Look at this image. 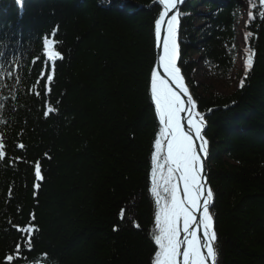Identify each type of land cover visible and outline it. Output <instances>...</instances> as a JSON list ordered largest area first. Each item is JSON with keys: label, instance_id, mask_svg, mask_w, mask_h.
<instances>
[{"label": "trees", "instance_id": "trees-1", "mask_svg": "<svg viewBox=\"0 0 264 264\" xmlns=\"http://www.w3.org/2000/svg\"><path fill=\"white\" fill-rule=\"evenodd\" d=\"M247 1L254 63L228 94L215 85L232 80L242 0L179 9L178 66L206 120L218 264H264V3ZM160 10L157 0H0V51L9 46L15 61L0 92V264H151L159 122L149 86ZM46 34L63 56L47 96L38 59ZM202 64L215 82L198 81ZM47 106L57 111L45 118ZM29 223L30 251L16 229Z\"/></svg>", "mask_w": 264, "mask_h": 264}, {"label": "snow or ice", "instance_id": "snow-or-ice-1", "mask_svg": "<svg viewBox=\"0 0 264 264\" xmlns=\"http://www.w3.org/2000/svg\"><path fill=\"white\" fill-rule=\"evenodd\" d=\"M20 2L17 0V3ZM182 2L159 0L162 10L154 20L155 46L159 52L150 72L149 92L155 117L159 121V132L151 154L150 192L155 201V227L151 235L155 248L151 264H218V237L210 210L214 193L207 183L204 164L209 147V141L203 135L206 120L198 111L197 102L190 94L178 66L181 17L178 6ZM260 2L264 3V0ZM58 30L57 25L52 35L55 36ZM250 35V32L245 34L246 41ZM54 45L55 40L48 39L46 34L42 45L43 56L38 58L44 63V69L39 73V83L44 86L45 96L51 92L56 61L63 59ZM254 55L249 49L243 65L245 78L253 67ZM44 57L52 62L51 72ZM33 67H36L35 63ZM239 86H244V79L240 80ZM55 111L57 109L54 107L47 106L43 115L47 118ZM17 146L25 148L23 143ZM4 158L5 144L0 141V160ZM22 159L15 158L17 161ZM34 178V188L38 189L39 182L44 179L40 161L35 162ZM32 219H35L34 214ZM16 229L22 234V240L26 237L25 243L30 251L33 226L31 223L24 227L17 225ZM118 230L116 226L113 227V231ZM16 254L22 255L19 242L16 244ZM7 260L11 262L13 256L9 254Z\"/></svg>", "mask_w": 264, "mask_h": 264}, {"label": "rangeland", "instance_id": "rangeland-1", "mask_svg": "<svg viewBox=\"0 0 264 264\" xmlns=\"http://www.w3.org/2000/svg\"><path fill=\"white\" fill-rule=\"evenodd\" d=\"M248 11V1L247 0H242V7H241V14H240V18L238 20L237 23V31H238V35H237V52H236V60H235V68L232 72V80L231 83H229L228 85H223V84H216V88L217 90L222 93V94H228L231 93L232 91L235 90L237 84L239 85L241 78L245 75L244 73V60L246 59L247 56V52H246V48H245V42H244V38H245V22L247 20V12ZM200 70L198 72V81L199 82H204V81H208V82H215L212 78H211V74L210 73H206V70L203 67V64L200 65ZM206 76V77H205ZM194 97V96H193ZM154 198V197H153Z\"/></svg>", "mask_w": 264, "mask_h": 264}, {"label": "water", "instance_id": "water-1", "mask_svg": "<svg viewBox=\"0 0 264 264\" xmlns=\"http://www.w3.org/2000/svg\"><path fill=\"white\" fill-rule=\"evenodd\" d=\"M183 2H184V0H183ZM183 2H182V3H183ZM182 3L178 6V8L182 5ZM170 15H171V13H170ZM158 52H159V50L157 49V56H158ZM185 83H186V82H185ZM186 86H187V84H186ZM187 87H188V86H187ZM188 88H189V87H188ZM189 92H190V94L192 95L190 89H189ZM192 97H193V95H192ZM193 99H194V97H193ZM207 162H208V156H207V159L205 160L204 164H205L206 180H207V183L209 184V172H208V168H207ZM211 206H212V205H210V208H211ZM216 248H217V246H216Z\"/></svg>", "mask_w": 264, "mask_h": 264}, {"label": "bare ground", "instance_id": "bare-ground-1", "mask_svg": "<svg viewBox=\"0 0 264 264\" xmlns=\"http://www.w3.org/2000/svg\"><path fill=\"white\" fill-rule=\"evenodd\" d=\"M2 41V39L0 38V42ZM186 99V98H185Z\"/></svg>", "mask_w": 264, "mask_h": 264}]
</instances>
